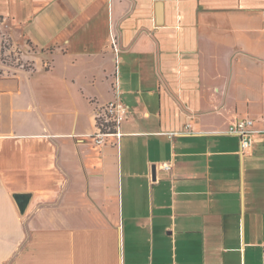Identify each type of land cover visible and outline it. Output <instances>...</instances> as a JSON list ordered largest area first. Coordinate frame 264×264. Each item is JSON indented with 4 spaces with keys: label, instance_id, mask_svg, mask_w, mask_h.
Returning <instances> with one entry per match:
<instances>
[{
    "label": "crops",
    "instance_id": "1",
    "mask_svg": "<svg viewBox=\"0 0 264 264\" xmlns=\"http://www.w3.org/2000/svg\"><path fill=\"white\" fill-rule=\"evenodd\" d=\"M0 29L34 65L0 63V264H264V0H0Z\"/></svg>",
    "mask_w": 264,
    "mask_h": 264
},
{
    "label": "built area",
    "instance_id": "2",
    "mask_svg": "<svg viewBox=\"0 0 264 264\" xmlns=\"http://www.w3.org/2000/svg\"><path fill=\"white\" fill-rule=\"evenodd\" d=\"M115 100L97 111V134L93 137L97 146H105L115 139L119 143L123 137L121 125L129 116L128 108L122 103L119 96L118 84L114 86ZM254 121L251 119L240 120L230 128V134L236 135L241 140L242 151L246 152L253 147V137L255 134ZM165 170H170L171 166L164 165Z\"/></svg>",
    "mask_w": 264,
    "mask_h": 264
},
{
    "label": "rangeland",
    "instance_id": "3",
    "mask_svg": "<svg viewBox=\"0 0 264 264\" xmlns=\"http://www.w3.org/2000/svg\"><path fill=\"white\" fill-rule=\"evenodd\" d=\"M0 63L25 71H32L34 68L33 61H27L22 58L21 52L17 47L13 46L11 37L0 29ZM55 60H48V69L53 66ZM54 67V66H53ZM2 76L10 75L5 73V69H0ZM114 87V86H113Z\"/></svg>",
    "mask_w": 264,
    "mask_h": 264
},
{
    "label": "water",
    "instance_id": "4",
    "mask_svg": "<svg viewBox=\"0 0 264 264\" xmlns=\"http://www.w3.org/2000/svg\"><path fill=\"white\" fill-rule=\"evenodd\" d=\"M15 203L20 211L21 215H25L26 211L32 201L33 195L30 193L25 194H15L13 196Z\"/></svg>",
    "mask_w": 264,
    "mask_h": 264
}]
</instances>
